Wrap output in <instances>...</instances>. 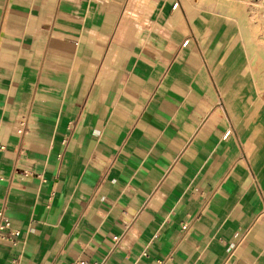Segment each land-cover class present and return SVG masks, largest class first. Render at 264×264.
Segmentation results:
<instances>
[{
    "label": "crops",
    "instance_id": "obj_1",
    "mask_svg": "<svg viewBox=\"0 0 264 264\" xmlns=\"http://www.w3.org/2000/svg\"><path fill=\"white\" fill-rule=\"evenodd\" d=\"M174 1L0 0V264H264V53Z\"/></svg>",
    "mask_w": 264,
    "mask_h": 264
},
{
    "label": "rangeland",
    "instance_id": "obj_2",
    "mask_svg": "<svg viewBox=\"0 0 264 264\" xmlns=\"http://www.w3.org/2000/svg\"><path fill=\"white\" fill-rule=\"evenodd\" d=\"M199 2L215 5L227 14V19L234 21L236 25L239 24V29L235 30L245 35V43L241 46L246 47L249 57L256 60L257 51L264 53V0H199ZM248 68L252 71L250 65ZM254 78L264 96V73H258ZM257 132L258 138H263L261 128H258Z\"/></svg>",
    "mask_w": 264,
    "mask_h": 264
},
{
    "label": "built area",
    "instance_id": "obj_3",
    "mask_svg": "<svg viewBox=\"0 0 264 264\" xmlns=\"http://www.w3.org/2000/svg\"><path fill=\"white\" fill-rule=\"evenodd\" d=\"M178 3L179 1L175 0L172 4V8H175L178 5ZM65 39L69 40V37L66 36ZM188 40L189 37H186L183 40L182 45H185L188 42ZM27 127H28V116L22 115L18 119L17 124L15 126V132L17 133V135L20 136L21 140ZM231 130L232 127L230 125L224 131L222 137L224 138L227 137L231 133ZM21 140H20L19 149L23 148L21 144ZM27 174L30 175L31 173H27ZM20 232H21L20 228L15 226L8 217H6L2 212H0V240H8L11 243L15 244L18 240V236ZM114 239H117V236H114ZM68 264H89V262L84 257L78 256L70 260ZM92 264H103V260L94 261L92 262Z\"/></svg>",
    "mask_w": 264,
    "mask_h": 264
},
{
    "label": "bare ground",
    "instance_id": "obj_4",
    "mask_svg": "<svg viewBox=\"0 0 264 264\" xmlns=\"http://www.w3.org/2000/svg\"><path fill=\"white\" fill-rule=\"evenodd\" d=\"M188 43V42H187Z\"/></svg>",
    "mask_w": 264,
    "mask_h": 264
}]
</instances>
